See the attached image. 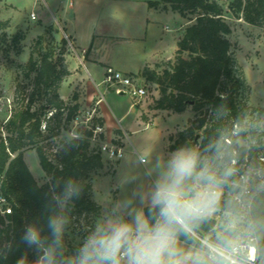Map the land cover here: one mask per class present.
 I'll use <instances>...</instances> for the list:
<instances>
[{"label": "trees", "instance_id": "16d2710c", "mask_svg": "<svg viewBox=\"0 0 264 264\" xmlns=\"http://www.w3.org/2000/svg\"><path fill=\"white\" fill-rule=\"evenodd\" d=\"M162 2L189 23L178 41L174 60L146 66L136 76L158 86L160 96L154 109L182 113L191 107L195 113L177 136H170L169 149L191 146L203 150L210 144H219L224 162L231 161L236 168L233 178L239 182V187L234 189L236 197H244V179L249 175L254 187L250 217L264 220V184L257 172H248L259 167L264 174V161L260 160L264 156V141L261 134L257 135V123L264 109L247 104L250 86L232 50L229 38L232 27L225 18L224 7L219 0ZM232 6L247 22H264V0H233ZM14 39L17 41L19 35ZM63 42L67 44L66 39ZM39 43L42 44L41 39ZM54 55V50L48 49L40 53L39 59L30 57L24 72L32 82V89L25 94L22 104L16 101V109L4 124L6 135L0 137V183L14 203L13 213L6 218L0 216V264H35L37 254L20 238L25 225L32 222L39 223L47 234L46 221L51 212L45 205L52 200L51 184L56 180L72 178L83 185L81 197L71 201L72 217L76 220L91 214L99 217L102 209L91 198V175L104 167L103 153L92 140L93 129L83 127L76 136L63 141L54 158L43 143L48 137H57L69 129L81 112L78 92L69 101L60 94L69 69L64 58ZM23 87L18 85V98L24 93ZM253 112H257L256 127L249 130ZM143 118L149 121L145 113ZM97 123L104 125L103 119L95 116L94 124ZM77 136L80 138L75 139ZM101 137L105 138V134ZM240 138L249 142L241 143ZM73 144L77 146L72 147ZM29 148L36 149L40 164L50 177L45 184L38 183L25 160L24 153ZM75 225L78 226L77 221ZM257 264H264V250L258 252Z\"/></svg>", "mask_w": 264, "mask_h": 264}, {"label": "clouds", "instance_id": "9594fccd", "mask_svg": "<svg viewBox=\"0 0 264 264\" xmlns=\"http://www.w3.org/2000/svg\"><path fill=\"white\" fill-rule=\"evenodd\" d=\"M138 164L146 183L115 201L71 251L65 209L83 185L72 178L51 184L47 234L32 222L20 238L37 254L35 264H255L264 250V220L243 211L235 165L224 162L219 144L139 153Z\"/></svg>", "mask_w": 264, "mask_h": 264}, {"label": "rangeland", "instance_id": "374dc122", "mask_svg": "<svg viewBox=\"0 0 264 264\" xmlns=\"http://www.w3.org/2000/svg\"><path fill=\"white\" fill-rule=\"evenodd\" d=\"M219 1L224 7L225 18L232 27L229 38L233 44L234 56L242 67L246 82L250 86V96L247 104L250 107H263L264 109V22L251 24L244 19L241 12H236L232 6L233 0ZM41 4L42 2L39 0H0V137L6 135L4 124L16 109V101L19 100L22 104L25 94L27 96L32 89V82L24 72L25 65L30 57L33 55L36 59H39L41 52L53 49L54 57L64 58L67 65L66 61L75 53L74 44L70 37L59 27L57 22L51 20V24L45 26L41 18L31 19L32 11L36 10L40 13ZM185 22L184 16L173 10L166 14L162 20L165 28L164 35H166L169 43L168 55H172V58L175 57L177 48H175V38L183 34ZM16 34L19 35L17 41L14 39ZM39 39H41L42 44H38ZM63 39L67 40V44L63 42ZM87 65L90 64L87 63ZM142 82H144L143 79ZM19 84L24 86V93L18 98L17 88ZM145 84L148 88V95L139 106H145L142 111L151 121L147 123V120L141 115V109L137 112L131 110L126 117L121 118L119 124L124 135L121 131H118L115 137L124 144V156L118 163L119 160L108 158L104 154V167L91 175L92 184L96 179L94 183L96 191L94 193L93 186L91 198L98 204L101 202L104 205V211H100V216L116 201L117 193V200L125 199L131 196L133 190L138 188L141 183H146L144 178L145 169L143 165L138 164V154L169 152L166 146L167 134L173 133L172 135L177 136L183 128L190 124L195 116L191 107H189L190 110L183 113L174 114L154 109L156 99L160 96L158 86L153 83ZM71 85L73 84L71 83ZM105 86L106 84L102 85V90L112 106L121 108L125 105L124 108H126L132 96L129 94L120 95L116 92L115 87L108 88L107 92ZM81 90L82 88L79 87L68 89L65 86L62 94L69 96V99L65 98L69 101L74 92L80 94ZM37 103H39L38 105L41 104L40 101ZM88 111L86 109L81 110L79 122H72L69 129L63 130L59 136L48 137L43 141L52 158H54V153L63 141L76 136L80 129L87 127L82 119ZM250 117L249 130L253 126L256 127L257 112H253ZM109 124L113 129L118 126L113 119L109 120ZM257 133V135L261 134L264 141V113L257 123ZM198 137L201 140V134ZM239 141L244 144L249 142L242 138ZM94 146L97 149L101 146V143L95 142ZM24 157L39 184H45L50 180L40 164L35 148L27 149ZM115 168L116 172L114 173ZM253 170H256V168H253ZM244 212L250 217L249 210ZM65 214L69 218L65 233V244L68 250L71 251L79 246L98 217L91 214L76 220L72 217L71 202L66 207ZM76 221L78 226L75 225Z\"/></svg>", "mask_w": 264, "mask_h": 264}, {"label": "crops", "instance_id": "0c3cea01", "mask_svg": "<svg viewBox=\"0 0 264 264\" xmlns=\"http://www.w3.org/2000/svg\"><path fill=\"white\" fill-rule=\"evenodd\" d=\"M39 1L42 2L40 13L34 10L38 18L43 20L45 26L51 24V20L57 22L74 44L75 53L66 61L69 74L64 78L60 89L61 94L65 86L68 89L82 88L79 98L80 108L95 110V116L103 119L105 138L116 139L118 131L124 135L119 124L121 118L126 117L131 110L137 112L140 109L143 116L142 109H145V106H139L140 103L135 105L133 97L130 98L126 108H124L125 105L121 108L112 106L102 90V85L106 84L104 82L106 72L112 68L138 77L142 81V78L136 75L144 67L174 60L175 57L168 55L169 43L164 35L165 28L162 24L164 16L172 9L165 8L162 0ZM153 1L159 4L152 6L150 3ZM185 20L186 26L189 20L187 18ZM182 35L175 38L176 52ZM108 88L113 87L106 84L105 91L108 92ZM62 96L69 99V96L63 94ZM112 119L117 122V128L110 127L109 120ZM172 134L166 136L169 152ZM95 191L94 186V193ZM116 195L117 201L118 193ZM99 204L104 211V205L101 202Z\"/></svg>", "mask_w": 264, "mask_h": 264}, {"label": "built area", "instance_id": "2783aa9c", "mask_svg": "<svg viewBox=\"0 0 264 264\" xmlns=\"http://www.w3.org/2000/svg\"><path fill=\"white\" fill-rule=\"evenodd\" d=\"M31 19L36 20L38 18L35 11L31 12ZM104 82L109 86L115 87V90L118 93L129 94L134 99V104L137 105L142 102V100L148 95V88L144 82L141 81L138 77H135L131 74L125 73L120 70L109 68L106 72ZM80 114L75 119L74 122L78 123L80 120ZM95 110L88 111L84 115L82 122L86 124L87 127L93 129L92 140L94 142H100V150L108 158L120 160L124 156V144H122L119 139L102 138L101 134H105L104 125L101 123L94 124ZM230 142V139H228ZM261 161H264V156L260 157ZM250 172H257L260 178V182L264 184V174L262 169L259 167L256 170H250ZM243 195H238L236 198L242 203L243 209H251L254 195V187L252 186L249 175L244 179L243 185ZM14 212V203L10 197L3 191L2 183H0V216L7 217L8 214ZM255 264H257L258 253L255 256Z\"/></svg>", "mask_w": 264, "mask_h": 264}]
</instances>
